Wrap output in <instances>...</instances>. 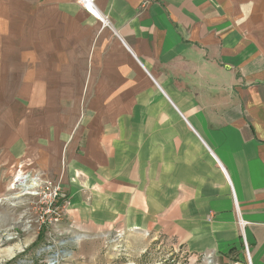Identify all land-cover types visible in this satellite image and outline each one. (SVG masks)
Wrapping results in <instances>:
<instances>
[{
  "label": "crops",
  "instance_id": "obj_1",
  "mask_svg": "<svg viewBox=\"0 0 264 264\" xmlns=\"http://www.w3.org/2000/svg\"><path fill=\"white\" fill-rule=\"evenodd\" d=\"M95 3L108 26L79 0H0L2 122L48 129L89 232L264 264V0Z\"/></svg>",
  "mask_w": 264,
  "mask_h": 264
},
{
  "label": "rangeland",
  "instance_id": "obj_2",
  "mask_svg": "<svg viewBox=\"0 0 264 264\" xmlns=\"http://www.w3.org/2000/svg\"><path fill=\"white\" fill-rule=\"evenodd\" d=\"M9 110L21 114L17 106ZM3 118L0 115V264H191L189 254L164 236L141 239L99 228L89 232L82 219L72 216L77 204L63 184L67 172L51 171L57 163L64 167L66 155L49 154L55 149L49 145L48 129L32 138L37 124L5 123ZM23 182L37 187L25 191ZM57 187L61 192L53 200L51 192Z\"/></svg>",
  "mask_w": 264,
  "mask_h": 264
},
{
  "label": "built area",
  "instance_id": "obj_3",
  "mask_svg": "<svg viewBox=\"0 0 264 264\" xmlns=\"http://www.w3.org/2000/svg\"><path fill=\"white\" fill-rule=\"evenodd\" d=\"M80 5L89 13L97 16L98 18H100L103 22V24L108 26V20L107 18H101L98 14V9L95 3V0H79ZM61 190L60 188H54L53 191L51 192V194L53 193V200H55L60 194ZM239 226L242 228L244 226V222H242L241 220H239ZM245 251L247 254L248 259L250 258L249 256V248L247 246V244H245ZM250 260V259H249Z\"/></svg>",
  "mask_w": 264,
  "mask_h": 264
},
{
  "label": "bare ground",
  "instance_id": "obj_4",
  "mask_svg": "<svg viewBox=\"0 0 264 264\" xmlns=\"http://www.w3.org/2000/svg\"><path fill=\"white\" fill-rule=\"evenodd\" d=\"M40 186V185H39ZM22 187H24V190L25 191H29V190H35V188L37 187V184L36 183H32V184H29V183H22Z\"/></svg>",
  "mask_w": 264,
  "mask_h": 264
}]
</instances>
